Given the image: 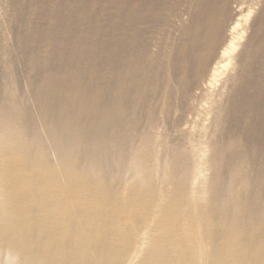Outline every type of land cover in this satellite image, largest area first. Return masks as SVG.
<instances>
[{
  "label": "bare ground",
  "instance_id": "bare-ground-1",
  "mask_svg": "<svg viewBox=\"0 0 264 264\" xmlns=\"http://www.w3.org/2000/svg\"><path fill=\"white\" fill-rule=\"evenodd\" d=\"M0 264H264V0H0Z\"/></svg>",
  "mask_w": 264,
  "mask_h": 264
},
{
  "label": "rangeland",
  "instance_id": "rangeland-1",
  "mask_svg": "<svg viewBox=\"0 0 264 264\" xmlns=\"http://www.w3.org/2000/svg\"><path fill=\"white\" fill-rule=\"evenodd\" d=\"M247 6H248V4H244V5H243V10H244V11L242 12V14L244 15V16H243L244 23L247 24V25H250L251 22H252V20H253V18H254V16L258 13L259 6L256 5V6L254 7V9H253V12H251L250 15L245 16L246 13L248 12V11H247V8H248ZM246 36H247V34L243 35V37H242V41H244V40L246 39Z\"/></svg>",
  "mask_w": 264,
  "mask_h": 264
}]
</instances>
